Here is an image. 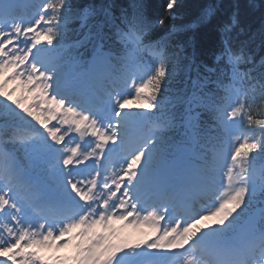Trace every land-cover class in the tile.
<instances>
[{
    "label": "snow or ice",
    "instance_id": "6c2138e0",
    "mask_svg": "<svg viewBox=\"0 0 264 264\" xmlns=\"http://www.w3.org/2000/svg\"><path fill=\"white\" fill-rule=\"evenodd\" d=\"M179 6L0 0V264H264V26Z\"/></svg>",
    "mask_w": 264,
    "mask_h": 264
},
{
    "label": "trees",
    "instance_id": "16d2710c",
    "mask_svg": "<svg viewBox=\"0 0 264 264\" xmlns=\"http://www.w3.org/2000/svg\"><path fill=\"white\" fill-rule=\"evenodd\" d=\"M115 2L120 4L123 0H115ZM161 2L162 0H144L146 9L149 12H153ZM234 2L236 0H180L176 23H187L195 19L209 4L214 3H221L223 5L221 15H227L231 11V4ZM238 2L241 4L244 22L253 31H258L264 26V0H238ZM217 19L219 17L191 33L183 34L181 37L182 39H187L191 36L194 39L201 59L208 63L209 66H211L213 60L212 52L217 40L214 29ZM256 54L260 56L264 53H261L259 47H256Z\"/></svg>",
    "mask_w": 264,
    "mask_h": 264
},
{
    "label": "rangeland",
    "instance_id": "374dc122",
    "mask_svg": "<svg viewBox=\"0 0 264 264\" xmlns=\"http://www.w3.org/2000/svg\"><path fill=\"white\" fill-rule=\"evenodd\" d=\"M209 223H211V221H208Z\"/></svg>",
    "mask_w": 264,
    "mask_h": 264
}]
</instances>
